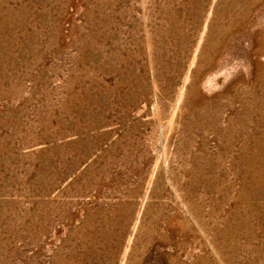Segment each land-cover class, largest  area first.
<instances>
[{"label": "rangeland", "instance_id": "obj_1", "mask_svg": "<svg viewBox=\"0 0 264 264\" xmlns=\"http://www.w3.org/2000/svg\"><path fill=\"white\" fill-rule=\"evenodd\" d=\"M0 264H264V0H0Z\"/></svg>", "mask_w": 264, "mask_h": 264}]
</instances>
